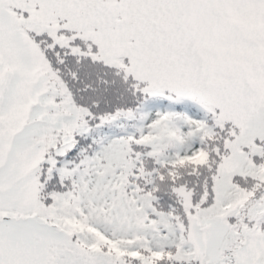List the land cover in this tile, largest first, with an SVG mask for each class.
I'll return each mask as SVG.
<instances>
[{
    "label": "snow or ice",
    "instance_id": "snow-or-ice-1",
    "mask_svg": "<svg viewBox=\"0 0 264 264\" xmlns=\"http://www.w3.org/2000/svg\"><path fill=\"white\" fill-rule=\"evenodd\" d=\"M0 264H264V0H0Z\"/></svg>",
    "mask_w": 264,
    "mask_h": 264
}]
</instances>
